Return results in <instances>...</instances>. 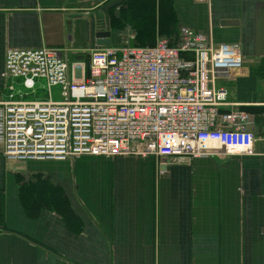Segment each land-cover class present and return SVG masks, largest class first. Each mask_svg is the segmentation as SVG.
I'll return each instance as SVG.
<instances>
[{
	"label": "crops",
	"instance_id": "obj_1",
	"mask_svg": "<svg viewBox=\"0 0 264 264\" xmlns=\"http://www.w3.org/2000/svg\"><path fill=\"white\" fill-rule=\"evenodd\" d=\"M151 16L163 19L156 37L176 41L186 26L240 44L242 66L218 83L252 115L254 152L175 159L161 173L153 157L11 161L0 146V264H264V0H0V97L8 47L67 49L70 73L88 65L92 19L120 44L150 32ZM38 177L68 195L77 232L35 207Z\"/></svg>",
	"mask_w": 264,
	"mask_h": 264
},
{
	"label": "built area",
	"instance_id": "obj_2",
	"mask_svg": "<svg viewBox=\"0 0 264 264\" xmlns=\"http://www.w3.org/2000/svg\"><path fill=\"white\" fill-rule=\"evenodd\" d=\"M95 46L88 65L49 46L8 47L1 76V152L11 161H67L83 156L171 160L252 154V115L232 107L218 81L243 64L238 43H218L182 26L176 41L157 35L138 45ZM88 70V73H87ZM60 86V98L53 87ZM45 97H31L37 88ZM231 106V107H230Z\"/></svg>",
	"mask_w": 264,
	"mask_h": 264
},
{
	"label": "trees",
	"instance_id": "obj_3",
	"mask_svg": "<svg viewBox=\"0 0 264 264\" xmlns=\"http://www.w3.org/2000/svg\"><path fill=\"white\" fill-rule=\"evenodd\" d=\"M157 17L155 16H151V17H147V22L150 24L151 28H150V32H146L144 31V33L142 32L143 30L139 29L138 32L135 35L136 38V44L138 45H153L155 43L156 40V26L157 24H162L163 25V19L162 17H159V22L157 21ZM152 25H153V29H152ZM159 28V27H158ZM174 30V29H173ZM160 28H159V32H160ZM163 31H161L160 33H162ZM163 35H169L167 33H162ZM178 36V32H176V34L174 35V37L172 39H176ZM148 38H151L149 41L147 40ZM35 183L38 185L40 184L42 187H40V189L37 191V194L40 196L37 197V199L35 200V207L36 205L38 206V204H49L50 206H52V208H54V206L61 211V208L65 211H67L68 216H70L73 219V222H75L76 220H79V216L78 214H76L72 203L70 202V200L68 199V197L65 195V192L61 189V187L58 184L52 183L50 181L49 178H41L38 177L35 180ZM51 185V186H49ZM45 186H49L51 193H48V187ZM38 189V188H37ZM43 191L44 195H40V192ZM45 191H47L45 193ZM38 198H40L38 200ZM29 203V202H28ZM32 203V201H31ZM33 209V208H32ZM68 223L69 220H68Z\"/></svg>",
	"mask_w": 264,
	"mask_h": 264
},
{
	"label": "rangeland",
	"instance_id": "obj_4",
	"mask_svg": "<svg viewBox=\"0 0 264 264\" xmlns=\"http://www.w3.org/2000/svg\"><path fill=\"white\" fill-rule=\"evenodd\" d=\"M158 35H163V34L159 32ZM134 43H136L135 40H134ZM52 89H53V96H54V98H55V99L60 98V89H61V87H60V86H54ZM45 96H46V95H45V90L41 89L40 87L37 88V93H35V94H31V97H45ZM139 168H140V167H139ZM134 179H136L135 183H139V176H138V175L135 176ZM67 197H68V195H67ZM39 199H40V198H38V200H39ZM68 199H69V197H68ZM69 200H70V199H69ZM70 202H71V201H70ZM51 209L54 210V212L60 214L61 217H62V219H63L64 221H66L67 223H68V220H69L70 223H68V224H70L71 230H72L73 232H77V227L74 225V223H73V219H72L70 216H68L67 211L63 210L62 208H61V211H59L55 206H54V208H51ZM40 211H41V209H38L37 212H36V211H32V214L35 213L34 215H35V217H36V216L39 215V212H40ZM32 216H33V215H32Z\"/></svg>",
	"mask_w": 264,
	"mask_h": 264
},
{
	"label": "water",
	"instance_id": "obj_5",
	"mask_svg": "<svg viewBox=\"0 0 264 264\" xmlns=\"http://www.w3.org/2000/svg\"><path fill=\"white\" fill-rule=\"evenodd\" d=\"M89 37L91 39L92 47H95V45H108L111 44L110 40V32H106L102 28H97L94 20L90 22V25L87 27ZM164 166H160L161 169H163Z\"/></svg>",
	"mask_w": 264,
	"mask_h": 264
}]
</instances>
